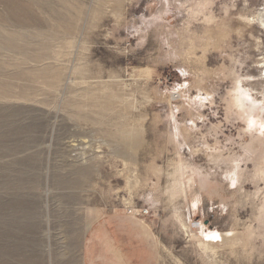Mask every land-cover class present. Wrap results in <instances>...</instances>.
I'll list each match as a JSON object with an SVG mask.
<instances>
[{
    "label": "rangeland",
    "instance_id": "rangeland-1",
    "mask_svg": "<svg viewBox=\"0 0 264 264\" xmlns=\"http://www.w3.org/2000/svg\"><path fill=\"white\" fill-rule=\"evenodd\" d=\"M263 7L0 0V264H264Z\"/></svg>",
    "mask_w": 264,
    "mask_h": 264
},
{
    "label": "bare ground",
    "instance_id": "bare-ground-1",
    "mask_svg": "<svg viewBox=\"0 0 264 264\" xmlns=\"http://www.w3.org/2000/svg\"><path fill=\"white\" fill-rule=\"evenodd\" d=\"M246 16V15H245ZM252 18V17H251ZM247 19V18H245ZM248 20V19H247ZM252 21H257L260 24H262L264 26V7L263 9L258 13V15L255 17H253ZM256 23V22H255ZM259 63V62H258ZM260 63L262 64L263 70L262 72H264V59L262 58V60L260 61ZM263 79H264V74L262 75ZM251 78V77H250ZM255 78V77H253ZM257 79V78H256ZM263 86V85H262ZM254 87V86H253ZM256 91V90H255ZM258 91H262V90H258ZM260 94V93H259ZM262 94V99L260 100L259 98H254L253 95L250 93L249 89H247L246 87H244L243 82L240 78H238L236 80V84L235 87L233 89V97H232V106L236 107L239 111H241V116H244V114L246 113H250L249 115H255L256 113V117H260V115H262L264 113V92L261 93ZM263 127H264V120H263ZM120 135L123 141H126L125 139H127V133L125 132H120ZM129 135V134H128ZM264 135V132H263ZM136 136V135H135ZM133 137V136H132ZM263 137V136H262ZM131 138V137H130ZM262 142V141H261ZM263 160V159H262ZM257 165V164H256ZM182 168V167H181ZM186 168V167H185ZM184 172V171H183ZM186 173V170H185ZM184 173V174H185ZM178 176L177 179H175V184L173 185V189L176 193H186L187 189L183 187V178H181L182 175V171L179 170L176 173ZM175 174V175H176ZM256 174L257 176L262 177L264 175V161L262 162L261 166L257 167L256 170ZM81 175L86 176L88 175V172L86 170H82ZM189 177V176H187ZM79 179V178H78ZM261 179V178H260ZM190 181V180H189ZM190 183V182H189ZM191 188V186H190ZM186 189V190H185ZM189 194V193H188ZM187 196V195H186ZM178 198V197H177ZM264 208L262 207V210ZM179 217V216H178ZM179 219V218H178ZM182 226L184 227V229H186V233L191 237V239H196V241H198V245L204 250V251H208L210 250V246L202 241H199L196 237V235L193 233L194 231L191 230L192 235L190 234L189 228L188 226H186L184 223H182ZM187 236V237H189ZM236 242L232 239L231 241V246H233ZM212 250V249H211ZM215 253V252H212Z\"/></svg>",
    "mask_w": 264,
    "mask_h": 264
},
{
    "label": "crops",
    "instance_id": "crops-1",
    "mask_svg": "<svg viewBox=\"0 0 264 264\" xmlns=\"http://www.w3.org/2000/svg\"><path fill=\"white\" fill-rule=\"evenodd\" d=\"M99 225V226H98ZM96 228L92 229V234L91 237L89 238V240L87 241L89 243H93V241L97 238L100 241V244H102L103 246H107L108 247V242H107V236L105 233H103V231H101V224H98ZM137 226L139 228H141V230H143L142 227H140V224H137ZM90 246V245H89ZM106 248V247H105ZM89 249V248H88ZM91 249V248H90ZM94 249V248H92ZM107 251V250H106ZM92 251L90 250V253ZM109 255L113 258H115V263L118 262V264L124 262V257L121 253L119 252H115V250L113 248H111L109 251ZM105 254H100L99 256L93 258V257H89V264H112V263H107L106 260L104 259Z\"/></svg>",
    "mask_w": 264,
    "mask_h": 264
}]
</instances>
